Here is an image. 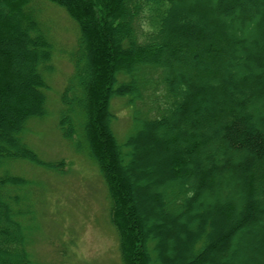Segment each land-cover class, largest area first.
<instances>
[{
	"label": "trees",
	"instance_id": "1",
	"mask_svg": "<svg viewBox=\"0 0 264 264\" xmlns=\"http://www.w3.org/2000/svg\"><path fill=\"white\" fill-rule=\"evenodd\" d=\"M34 1L0 0V264L31 263V183L7 164L62 165L22 139L46 113L54 52ZM43 1L78 26L58 126L73 139L76 113L75 147L100 169L122 262L264 264V0ZM144 93L153 112L138 119ZM117 97L133 108L122 141Z\"/></svg>",
	"mask_w": 264,
	"mask_h": 264
},
{
	"label": "rangeland",
	"instance_id": "2",
	"mask_svg": "<svg viewBox=\"0 0 264 264\" xmlns=\"http://www.w3.org/2000/svg\"><path fill=\"white\" fill-rule=\"evenodd\" d=\"M34 4L54 52L49 63L51 70L43 71L49 84L45 91L46 113L27 121L22 139L41 160L62 165L54 171L25 159L7 164L11 173L31 183L21 190L28 196V212L22 222L29 243V264H124L100 169L85 151L75 147L81 129L76 113L73 119L77 132L73 139L64 138L58 126L64 111L60 93L72 71L68 53L76 47L78 26L62 7L43 0H35ZM148 97L149 93H144L143 99L135 102L134 108L141 114L138 119L145 110L152 115ZM132 110L127 98L117 97L111 102L115 115L112 127L119 141L131 131ZM165 136L170 139V134Z\"/></svg>",
	"mask_w": 264,
	"mask_h": 264
}]
</instances>
